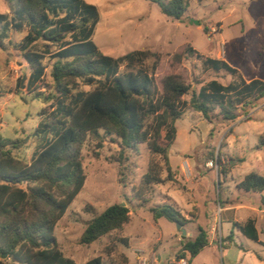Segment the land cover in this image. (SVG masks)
Returning a JSON list of instances; mask_svg holds the SVG:
<instances>
[{"label": "trees", "instance_id": "obj_1", "mask_svg": "<svg viewBox=\"0 0 264 264\" xmlns=\"http://www.w3.org/2000/svg\"><path fill=\"white\" fill-rule=\"evenodd\" d=\"M151 1L178 21L189 8V0ZM6 2L9 12L0 13V49L9 55L13 49L24 58L30 70L26 94L33 95L43 107L37 114L35 130L26 139L0 135V264H79L64 254L55 230L86 184L83 150L90 140L101 148L107 138L117 139L121 160L127 159L126 151L141 144L161 158L163 164L151 163L142 177L137 192L142 198L154 185L173 180L169 153L177 136L176 122L187 110L202 114L210 123L235 122L240 111L253 109L264 99V81H247L227 61L199 54L192 46L175 54L174 63L195 56L204 69L227 71L234 80L228 85L212 80L196 91L182 76L168 73L160 90L155 75L162 55L150 49L117 58L103 53L93 40L101 14L86 0ZM14 33L22 39L14 40ZM28 141L35 143L30 161L19 155ZM213 160L220 175L226 174L220 156L214 155ZM164 171L167 178H163ZM237 187L263 193L264 176L251 172ZM223 194L220 187V203ZM151 212L155 221L164 218L183 228L191 222L186 214L167 204L153 207ZM190 216L197 217L193 212ZM130 219L128 203H115L87 222L81 243L89 246L121 231ZM232 225L222 247L225 241H232L235 229L260 242L254 219ZM197 228L195 238L183 236L186 242H182L183 251L177 258L186 264H192L210 246L208 231L200 224ZM121 241L127 243V239ZM5 254L8 256L3 259ZM122 258L121 264H128L127 256ZM84 264H102V258Z\"/></svg>", "mask_w": 264, "mask_h": 264}, {"label": "rangeland", "instance_id": "obj_2", "mask_svg": "<svg viewBox=\"0 0 264 264\" xmlns=\"http://www.w3.org/2000/svg\"><path fill=\"white\" fill-rule=\"evenodd\" d=\"M86 1L97 6L101 14L93 40L103 53L117 58L150 49L162 55L155 75L160 90L168 73L182 76L196 91L212 80L224 85L234 80L227 71L204 69L195 56L174 63V55L189 46L199 54L227 61L247 81H264V0H189V8L179 21L167 17L151 0ZM8 12L6 0H0V13ZM13 38L20 41L22 36L14 33ZM11 52L9 55L0 49V135L20 140L35 130L43 104L26 94L29 67L19 52ZM246 112L240 111L235 122L210 123L202 114L187 110L176 122L177 136L169 153L173 180L154 185L142 198L137 195L142 177L151 163L162 165L161 158L141 144L126 151L127 159L121 160L117 139L107 138L101 148L90 140L83 150L86 184L55 230L64 254L79 264L96 257L102 258V264H121L123 255L128 264H137L140 257L147 258L148 264H186L177 258L183 251L182 242H186L177 224L164 218L155 221L151 212V208L167 204L191 220L184 227L187 238L197 236V224L208 231L210 246L192 264H264V222L260 219L263 243L235 229L231 246L228 240L221 246L233 230L232 221H227L229 215L244 222L250 215L246 206L264 207V192L249 193L237 187L251 172L264 176V99ZM34 151L35 143L28 141L19 155L30 161ZM214 155L220 156L226 174L220 175ZM167 176L164 171L163 178ZM115 203H128L129 223L92 245L82 244L87 222ZM231 207L235 210L223 211ZM191 212L197 217L190 216Z\"/></svg>", "mask_w": 264, "mask_h": 264}, {"label": "crops", "instance_id": "obj_3", "mask_svg": "<svg viewBox=\"0 0 264 264\" xmlns=\"http://www.w3.org/2000/svg\"><path fill=\"white\" fill-rule=\"evenodd\" d=\"M232 209H234V208L233 207H231V208H223V211L224 210L225 211H230ZM246 209L248 211H250V215L247 217V219L244 222H246L248 219H254L256 221L257 227H258V220L259 219L264 222V207L262 208V207H255V206H248V207L246 206ZM232 216H234V215H229L228 218H227V221H232V222L236 221V222H239L237 219H232V218H234ZM240 223H243V222H240ZM260 235H261V232H260ZM177 239L179 241H181L179 238H177ZM260 239H261V237H260ZM260 242L263 243L261 240H260ZM227 245H228V247H230L231 246V243H228ZM139 259L140 258L137 259V264H140ZM158 260H161V256L159 254H158Z\"/></svg>", "mask_w": 264, "mask_h": 264}, {"label": "water", "instance_id": "obj_4", "mask_svg": "<svg viewBox=\"0 0 264 264\" xmlns=\"http://www.w3.org/2000/svg\"><path fill=\"white\" fill-rule=\"evenodd\" d=\"M122 205H125V203H123ZM176 224H177V226H178V230H181L182 235L185 237V236L187 235V231H186V229L183 228V227L181 226V224H179V223H176ZM7 256H8V255L5 254V255L2 256V258H3V259H6Z\"/></svg>", "mask_w": 264, "mask_h": 264}, {"label": "built area", "instance_id": "obj_5", "mask_svg": "<svg viewBox=\"0 0 264 264\" xmlns=\"http://www.w3.org/2000/svg\"><path fill=\"white\" fill-rule=\"evenodd\" d=\"M210 165L213 166L214 165V162H211ZM139 262H140V264H148V259L147 258L140 257Z\"/></svg>", "mask_w": 264, "mask_h": 264}]
</instances>
